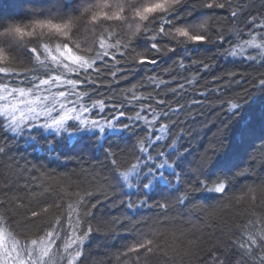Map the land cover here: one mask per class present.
Instances as JSON below:
<instances>
[{
	"label": "snow or ice",
	"instance_id": "snow-or-ice-1",
	"mask_svg": "<svg viewBox=\"0 0 264 264\" xmlns=\"http://www.w3.org/2000/svg\"><path fill=\"white\" fill-rule=\"evenodd\" d=\"M20 2L21 16L0 15V160L11 161L12 173L0 182V264H85L86 243L98 231L95 212L106 202L127 213L111 221L126 241L116 254L121 264L163 252L162 229L193 216L214 221L225 238L204 249L202 230L187 220L189 254L200 264H264V210L257 211L250 195L256 189L235 194L249 166L214 159L230 122L264 98V74L247 95L225 99L223 91L242 74L213 72L199 92L203 99L192 104L220 101L227 119L221 137L202 151L184 142L176 119L192 112L180 102L194 83L189 74L203 79L217 57L264 68V11L254 0ZM145 65L160 71L144 73ZM258 121L264 152V103ZM240 135L256 136L255 124L246 122ZM112 137L128 147L114 151L107 143ZM85 138L104 152L110 174L82 169L86 179L74 181L43 163L20 162L22 144L59 160L60 144ZM54 185L57 195L49 201L45 194ZM260 189L264 204V184ZM246 196L253 207L245 218L221 224V214ZM145 208L158 211L137 219Z\"/></svg>",
	"mask_w": 264,
	"mask_h": 264
},
{
	"label": "trees",
	"instance_id": "trees-1",
	"mask_svg": "<svg viewBox=\"0 0 264 264\" xmlns=\"http://www.w3.org/2000/svg\"><path fill=\"white\" fill-rule=\"evenodd\" d=\"M255 9L264 11V0H254ZM23 14L20 0H0V15L8 17H18ZM208 55H215V53H209ZM217 67L211 69L207 73H202L203 79L193 71L189 75L193 78L194 83L191 87L187 88V94L180 100L182 104L191 106L192 112L189 115L187 112H182L176 118L177 127L183 128L186 133L185 143L190 146L194 152L203 150V147L210 146L221 137L224 131V125L221 123L227 119L225 113L220 110V101H215L209 106L208 101H204L203 105L192 104L193 100H202L203 97L199 95V92L205 90L207 82L211 81L213 72L216 75H221L224 70L235 71L241 73L242 76L237 78V82L231 85L230 89H225L222 93L225 99L233 98L238 95H247L245 89L251 90L252 84L264 74V68L258 64L249 66L248 63L242 65H232L225 60L217 57ZM159 72V66L145 65L142 71L144 73H151L153 70ZM139 79V76L136 77ZM135 82V79L133 80ZM122 85L127 86V81H122ZM253 95H257L253 92ZM173 99V105L175 104ZM215 100V97L212 98ZM251 99V97H249ZM264 98H258L254 102L245 105L240 113V117L231 121V128L227 132L226 137H223V149L218 157L214 159L218 160H232L236 162L241 160L245 161L249 166V174L247 178L242 179L239 182V187L236 190V195H244L245 190L248 187L256 189V192L250 195L256 196L255 207L257 211L264 210V204L261 201V189L260 185L264 184V152H260L261 147L260 125L258 121V115ZM195 119H192V117ZM253 122L256 127V136L247 138L241 137L240 133L245 127L246 122ZM253 142L255 146H253ZM114 151H119L128 147L127 143L120 137H112L108 140ZM203 146V147H202ZM32 147H26L23 144L18 149L19 156L24 159L21 160L23 164L24 160L32 163H43L46 165L49 171L59 175L70 176L74 181H83L86 177L82 174L81 170L86 172L95 169L97 173L110 174L107 171V160L105 154L95 145L93 141L87 138L81 140L76 144L64 143L57 147V153L60 154V159L56 160L54 157H48L45 153L41 152L38 147L34 151ZM13 155H17V150H14ZM255 158V164L251 165L248 162ZM11 161L9 159L0 160V182H3L5 177L11 176L10 172ZM75 173V175H73ZM47 199L51 201L57 195V189L55 185L45 194ZM154 200L161 199L159 194L153 193ZM135 199V197L133 198ZM213 203H215L213 201ZM253 207V202L246 196L239 204L233 209L221 214V224L239 223L245 218L246 210H250ZM158 211V210H153ZM153 211H149L147 208L141 209L140 214L137 217L139 220H147L153 216ZM126 211L119 207L112 205L111 203H105L99 207L95 212L96 220H94L93 227L98 229L94 231L89 238V242L85 246V254L87 259L85 264H121V261L116 259V254L122 249V246L126 243L120 237L123 235L118 228H113L111 221L114 218L123 219L126 215ZM191 219L195 224L197 230H202V235L205 243L201 245L202 248L207 249L211 247L213 243L217 241H223L225 238L221 235L216 223L211 219L207 224L201 223L196 217L184 218V222L179 224L168 225L167 228L162 229L163 236L161 237V244L164 251H158L155 254H145L141 258L135 261V264H200V260L189 254L190 248L187 244L189 239L190 230L192 225L187 223V220ZM116 231L118 235H112V232ZM203 253H201V256ZM128 264H133V261L129 260Z\"/></svg>",
	"mask_w": 264,
	"mask_h": 264
}]
</instances>
